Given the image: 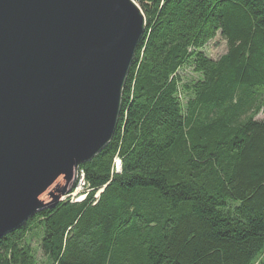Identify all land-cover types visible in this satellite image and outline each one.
Listing matches in <instances>:
<instances>
[{
	"label": "trees",
	"instance_id": "16d2710c",
	"mask_svg": "<svg viewBox=\"0 0 264 264\" xmlns=\"http://www.w3.org/2000/svg\"><path fill=\"white\" fill-rule=\"evenodd\" d=\"M137 5L115 133L79 168L89 192L0 238V264H42L21 243L36 220L45 264H264V0Z\"/></svg>",
	"mask_w": 264,
	"mask_h": 264
},
{
	"label": "water",
	"instance_id": "95a60500",
	"mask_svg": "<svg viewBox=\"0 0 264 264\" xmlns=\"http://www.w3.org/2000/svg\"><path fill=\"white\" fill-rule=\"evenodd\" d=\"M145 27L137 0H0V238L110 143Z\"/></svg>",
	"mask_w": 264,
	"mask_h": 264
},
{
	"label": "rangeland",
	"instance_id": "374dc122",
	"mask_svg": "<svg viewBox=\"0 0 264 264\" xmlns=\"http://www.w3.org/2000/svg\"><path fill=\"white\" fill-rule=\"evenodd\" d=\"M202 51L205 54V56L207 58H209L210 60H216V59H218L220 56H222L226 52V43L219 35H217L212 41L208 42L205 45V47L203 48ZM179 76L183 80H189L190 78L194 77L193 73L191 72L190 67H187V66H184L179 71ZM263 118H264V110L261 111L258 114L256 119L257 120H261ZM113 172L116 173L115 171H113ZM79 177H81V176L79 175ZM78 180L75 181L76 187L74 186V189L72 190V187L75 184L74 183L70 187L69 192L65 196L62 197L63 200H61V201H64L67 198V199L70 200V202H74V201L79 202V201H77L79 196L83 197V200H84L85 195H86L87 192H89V190H87L85 185H84L83 189H78V185H77L78 184ZM63 187H64L63 180H59V182L56 183L51 188V190L53 188H55V189L60 191V190L63 189ZM96 197H94V198H96ZM49 200H50V197L48 195V192L44 193L39 198V201L41 203H44V204L46 202H48ZM30 226L31 227L29 229V232H28L27 236L24 238V240L21 243L30 245L31 250H32V255L36 259V261L38 263L45 264L46 258L41 253V248H40L41 240H42V237H43V227L37 220L34 221L32 224H30Z\"/></svg>",
	"mask_w": 264,
	"mask_h": 264
},
{
	"label": "built area",
	"instance_id": "2783aa9c",
	"mask_svg": "<svg viewBox=\"0 0 264 264\" xmlns=\"http://www.w3.org/2000/svg\"><path fill=\"white\" fill-rule=\"evenodd\" d=\"M113 165H114V171L116 172V173H119L120 172V161H119V159L118 158H115L114 159V163H113ZM78 189H83V187H84V185H85V183H84V180H83V176H81L80 178H79V180H78ZM76 187V186H75ZM74 202H76V201H74Z\"/></svg>",
	"mask_w": 264,
	"mask_h": 264
},
{
	"label": "bare ground",
	"instance_id": "6f19581e",
	"mask_svg": "<svg viewBox=\"0 0 264 264\" xmlns=\"http://www.w3.org/2000/svg\"><path fill=\"white\" fill-rule=\"evenodd\" d=\"M120 167H121V164H120ZM79 175H80V176H83L82 172H80V171L78 170V178H77V180L80 178ZM61 200H63L62 197L60 198V201H61Z\"/></svg>",
	"mask_w": 264,
	"mask_h": 264
}]
</instances>
